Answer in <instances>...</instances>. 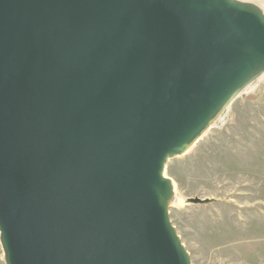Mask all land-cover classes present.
Instances as JSON below:
<instances>
[{
  "label": "water",
  "instance_id": "95a60500",
  "mask_svg": "<svg viewBox=\"0 0 264 264\" xmlns=\"http://www.w3.org/2000/svg\"><path fill=\"white\" fill-rule=\"evenodd\" d=\"M263 76L255 2L0 0L5 264H192L167 165Z\"/></svg>",
  "mask_w": 264,
  "mask_h": 264
},
{
  "label": "rangeland",
  "instance_id": "374dc122",
  "mask_svg": "<svg viewBox=\"0 0 264 264\" xmlns=\"http://www.w3.org/2000/svg\"><path fill=\"white\" fill-rule=\"evenodd\" d=\"M243 1L264 10V0ZM167 175L175 184L171 221L192 264H264V77L168 163ZM3 257L0 244V264Z\"/></svg>",
  "mask_w": 264,
  "mask_h": 264
},
{
  "label": "bare ground",
  "instance_id": "6f19581e",
  "mask_svg": "<svg viewBox=\"0 0 264 264\" xmlns=\"http://www.w3.org/2000/svg\"><path fill=\"white\" fill-rule=\"evenodd\" d=\"M263 77H264V76H263ZM263 77H262V78H263ZM262 78H260V79H262ZM260 79H259V80H260ZM254 84H255V83L251 84V85H250V86H249V87H248L243 93H245V92H247L248 90H250V89L253 87ZM225 112H226V111H225ZM224 114H225V113H224ZM224 114H223V115H224ZM223 115H221V117L217 120V122L215 123V125H216V124H217V123L223 118ZM215 125H214V126H215ZM207 132H208V131H207ZM175 200H176V199H174L173 202H175Z\"/></svg>",
  "mask_w": 264,
  "mask_h": 264
}]
</instances>
